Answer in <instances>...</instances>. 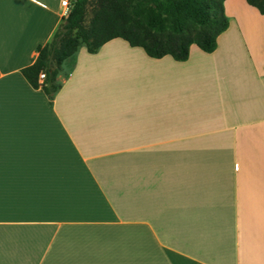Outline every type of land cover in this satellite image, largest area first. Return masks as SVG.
<instances>
[{"label": "crops", "instance_id": "obj_1", "mask_svg": "<svg viewBox=\"0 0 264 264\" xmlns=\"http://www.w3.org/2000/svg\"><path fill=\"white\" fill-rule=\"evenodd\" d=\"M224 7L185 61L81 46L51 104L22 69L66 8L0 0V264H264V14Z\"/></svg>", "mask_w": 264, "mask_h": 264}, {"label": "trees", "instance_id": "obj_2", "mask_svg": "<svg viewBox=\"0 0 264 264\" xmlns=\"http://www.w3.org/2000/svg\"><path fill=\"white\" fill-rule=\"evenodd\" d=\"M264 14V0H246ZM225 0H73L53 38L38 45L35 61L22 73L34 88H41L53 104L62 87L58 77L64 61L85 45L96 53L108 41L123 38L154 58L171 55L178 61L198 45L213 52L218 37L228 29ZM92 15L87 20L88 6ZM46 77L41 80L40 74Z\"/></svg>", "mask_w": 264, "mask_h": 264}, {"label": "built area", "instance_id": "obj_3", "mask_svg": "<svg viewBox=\"0 0 264 264\" xmlns=\"http://www.w3.org/2000/svg\"><path fill=\"white\" fill-rule=\"evenodd\" d=\"M62 5L66 8L67 13L70 11L71 2L70 0H62ZM46 77L45 73L40 74V79L43 80Z\"/></svg>", "mask_w": 264, "mask_h": 264}, {"label": "rangeland", "instance_id": "obj_4", "mask_svg": "<svg viewBox=\"0 0 264 264\" xmlns=\"http://www.w3.org/2000/svg\"><path fill=\"white\" fill-rule=\"evenodd\" d=\"M135 3L136 2H138L139 0H133ZM91 15H92V4H90L89 6H88V13H87V20H89V18L91 17ZM83 46H85V45H83ZM129 50V49H128ZM115 52H128V51H125V50H123V49H118V50H116Z\"/></svg>", "mask_w": 264, "mask_h": 264}]
</instances>
